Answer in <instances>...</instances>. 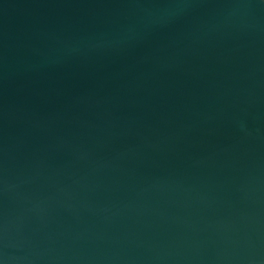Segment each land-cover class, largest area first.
<instances>
[{
	"label": "water",
	"instance_id": "obj_1",
	"mask_svg": "<svg viewBox=\"0 0 264 264\" xmlns=\"http://www.w3.org/2000/svg\"><path fill=\"white\" fill-rule=\"evenodd\" d=\"M0 264H264V0H0Z\"/></svg>",
	"mask_w": 264,
	"mask_h": 264
}]
</instances>
